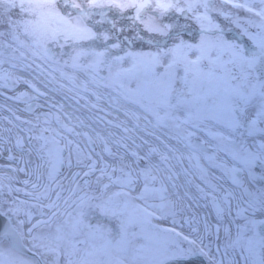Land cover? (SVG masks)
<instances>
[{"label":"snow or ice","instance_id":"1","mask_svg":"<svg viewBox=\"0 0 264 264\" xmlns=\"http://www.w3.org/2000/svg\"><path fill=\"white\" fill-rule=\"evenodd\" d=\"M240 11L248 17L242 19ZM0 25H6L0 31V48L11 49V59L26 60L24 49L34 60L55 65L53 71L64 79L75 82L74 73L84 72L93 84L111 88L136 105L145 120L151 116L153 127L169 129L168 139L187 149L182 152L157 136L167 153L152 147L141 156L133 150L132 160L126 161L124 154L113 152L108 141L98 137L103 153L115 161L110 164L101 153L94 159V148H81L66 137L63 145L56 137H38L43 141L37 150L43 163L33 169L37 179L31 184L33 191L7 186L8 195L22 193L35 202L16 196L11 202H0V242L7 245L0 249V264H39L26 253L51 255V264H60L62 257L64 264H264V219L257 218L264 216V186L257 183L264 182V140L255 139L264 137V0H0ZM9 37L11 42H6ZM245 37L250 47L244 43ZM97 42L103 51H97ZM53 47H70V53H60L69 58L61 63ZM31 67L24 65L25 69ZM66 67L73 74L64 72ZM36 68L41 74L45 71L41 64ZM105 68L108 74L101 77ZM0 81L6 88L28 84L37 93L29 99L45 95L30 81L8 72L0 74ZM84 91H88L87 84ZM21 95L27 97L28 93ZM92 95L101 98L96 92ZM28 110L32 111L31 104ZM124 114L137 122L135 128L124 127L125 133L140 128L138 112L125 110ZM63 127L69 133L74 131ZM141 130L155 135L148 132L147 125ZM127 140L136 143L132 136L122 137L115 141L117 148L127 150ZM88 143H94L91 137ZM17 144L21 145L19 139ZM153 154L167 166L168 180L175 175L169 161L183 164L187 160L184 173L204 185L195 187L200 198L210 201L215 223L207 216L202 221L198 217L188 221L203 224L202 232L192 229L195 239L177 230L176 204L168 199L164 183L155 186L154 173L165 169L152 161ZM221 154L230 158L231 166ZM142 161L144 167H140ZM45 165L47 172L41 173ZM214 169L222 175L217 176ZM45 175L47 182L40 183ZM224 179L234 189L224 188L220 183ZM22 183L28 185L29 181ZM4 187L0 183V195ZM111 188L116 190L109 191ZM45 200L49 202L42 203ZM61 200L73 211L62 212ZM4 204L9 207L4 209ZM45 208L51 213L49 218L32 223V209L43 217ZM93 210L116 221L115 233L89 221ZM21 213L27 221L18 219ZM59 215L67 219L54 235L33 234ZM168 219L171 227L157 223ZM26 222L31 225L27 233ZM81 235L86 239L77 240ZM26 239L31 246L25 244Z\"/></svg>","mask_w":264,"mask_h":264},{"label":"bare ground","instance_id":"2","mask_svg":"<svg viewBox=\"0 0 264 264\" xmlns=\"http://www.w3.org/2000/svg\"><path fill=\"white\" fill-rule=\"evenodd\" d=\"M5 30L6 28H0V31ZM6 42H11V38H7ZM109 43H111V41ZM13 46L16 47L15 44ZM96 47L101 50L103 49L100 42H97ZM61 50L65 52L64 49L53 48L56 58H59L61 63H63L65 55L61 56L56 53V51L58 52ZM4 51L7 52L0 56V61H3L0 63V74L8 72L11 73L13 77H20L22 81L28 80L31 84L35 85L40 92L45 93V95L39 96L37 99H29V97H35L37 93L34 92L28 84L23 82L16 84L11 88L0 86V183L5 185L2 189V200L11 202L12 197L16 196L18 199L28 200L30 203L35 202L30 197L24 196L22 193L13 192L12 195H8L7 186L33 191L31 184L37 182L33 169L37 164L43 163V161L39 159L37 152L43 143L42 140L38 139V137L41 136L49 138L56 137L57 139H60L62 145L65 143L64 138L66 137L67 139L74 141V144H79L81 148H94L95 152H93V158L97 159L98 157L96 156V153H101L104 155L105 160L110 164L115 163V161L103 153V144L99 141L98 137H104V139L108 141L109 147H111L113 152L124 154L126 161L132 160L130 152L133 150L138 152L141 156L146 155L152 147L158 148L161 152L167 153L168 149L164 147L161 140L168 145L179 148L182 152L187 153V149H184L176 140L168 139L167 134H169V129L153 127L155 122L152 121L154 119L151 116H148L147 120H145V114L136 105L123 100V98L119 97L117 92L111 88L93 84L89 76L84 72L82 73L87 78V82L77 76L76 72L80 71L74 73L76 79L75 82H72L61 77L59 71H53V68L56 67L55 65L49 67L48 64H44L38 59L34 60L31 54L24 49H21V51H25L27 59L23 61L19 59H11V49L0 48V52L4 53ZM67 51V53H70L71 48H67ZM113 52H115V50H113ZM120 54L123 55V52ZM15 55L19 57L20 53L16 52ZM50 63L51 62H49V64ZM13 64H16L17 66L13 67ZM25 64H31L32 67L25 69ZM37 64H41L45 69L43 74H41L40 70L36 68ZM63 71L73 74V69L70 67L63 68ZM49 73H51V75H49ZM99 75L102 77L101 73H99ZM53 77H55L54 80ZM9 83L11 84V81H9ZM2 84L3 81H0V85ZM85 84H87V92L84 91ZM61 85H63V87H61ZM92 92L98 93L101 98L97 100L96 96L92 95ZM22 93H28V96H22ZM29 104L32 105V111L28 110ZM37 105H40V107H37ZM93 105L96 106L93 107ZM125 110L136 111L141 115L139 129H135V131L129 133L124 132V127L132 129L135 128L137 123L131 117L124 114ZM17 117H19V119H17ZM57 117H59V120L56 119ZM26 120L31 121V123H23V121ZM149 120L152 121L151 124L148 123ZM64 125L74 129V131L72 133L67 132L63 127ZM145 125H147L148 132H153L155 135H148L147 132L142 131L141 129L144 128ZM46 129L47 131H45ZM75 133H80V135H76ZM127 136H132L136 143L133 144L131 140H127V150L124 148H117L115 141ZM157 136H159L161 140H157ZM30 137L31 139H29ZM88 137H91L94 142L91 146H89ZM18 139L21 141V145L17 144ZM143 141H147V143H144ZM9 155L14 157V159H7ZM40 155H43V153H40ZM168 155L171 156L172 154L168 153ZM223 158L227 160L229 166H231V161L226 157ZM151 159L154 163L160 164L161 168L165 169L163 172L154 173V175L157 176L155 186L159 187L160 183L163 182L167 187L168 199L176 204L178 212L177 216H180L183 219V227H180L179 231L184 235L189 236L191 239H195L197 234L194 233L192 229L199 228L202 232L203 224L201 222L199 224L192 223L190 225L188 221L192 220L194 217L202 218L207 216L211 222L215 223V212H212L211 209H209V212L207 209L203 210L205 206L201 203L202 198H200V194L195 187L196 184H201V182L195 178V176L191 174L186 175L184 173L183 169L189 167L187 160H184L183 164L178 163L174 159L169 161L172 165V172L175 173V175L172 180H168L167 177L171 173L167 171V166L160 162L159 156L153 154ZM140 167H144L143 161L141 162ZM21 168H23L24 171H19ZM12 169H17V171H13ZM40 171L41 173H46L47 165L41 168ZM215 174L217 176L222 175L219 170H216ZM116 175H119V173H116ZM8 177L11 179H7ZM24 180H28L29 184H23L22 181ZM189 181H192V183H189ZM46 182L45 175L44 180L40 183ZM104 182L106 183L107 180L105 179ZM220 183L223 184L224 188H230V186L224 183V180H221ZM64 184L67 187L68 181L65 180ZM173 184L176 185L175 188L173 187ZM142 185L143 180L141 179L137 185V189L139 190ZM203 186L204 185L201 184V187ZM93 188L96 189L97 186L93 184ZM42 190L43 189L41 188L40 191ZM114 190L116 189L111 188L109 191ZM64 196H67V192L64 193ZM52 199H55V193L52 194ZM48 202L49 201L47 200L42 201L44 204H47ZM154 202L159 203V201ZM60 203L62 212L73 211L72 207L66 208L63 205V200H61ZM4 206L7 209L9 204H4ZM44 211L45 215L41 217L39 215V210L32 209V223H36V221L40 219L47 220L51 213L46 208ZM92 213L98 214L96 215V219L103 216L99 210H93ZM211 215L214 216V218H212ZM90 216L88 218L89 221L91 220ZM65 218L67 217L59 215L52 220L50 225L41 226L34 230L33 234H37L40 230H48L54 235L57 226L62 225ZM18 219L27 221V217L24 216L23 213H21ZM103 219L104 221L109 220L106 217ZM157 223L163 227H169L171 225V222L167 220L157 221ZM30 226L31 225L27 222L25 223L24 230L26 233ZM234 232L235 229L233 228V234ZM80 237L81 236H78L76 239L84 240ZM208 242V240L205 241V243ZM6 246V244L0 242L1 249ZM78 246L80 248L85 247L84 244H79ZM213 253L215 254L214 249ZM46 256L49 258L53 257L51 255ZM236 259L241 261L239 256H237ZM60 264H64L63 257L61 258Z\"/></svg>","mask_w":264,"mask_h":264},{"label":"rangeland","instance_id":"3","mask_svg":"<svg viewBox=\"0 0 264 264\" xmlns=\"http://www.w3.org/2000/svg\"><path fill=\"white\" fill-rule=\"evenodd\" d=\"M6 28V25H0V28ZM121 38H123V37H121ZM137 50H140V46L139 45H136V46H134ZM53 48H56V47H53ZM97 48V47H96ZM65 50V52L67 53L68 51H67V48H65L64 49ZM144 50H148L146 47L144 48ZM63 50H61V51H56V53L58 54V55H60V53L62 52ZM97 51H103V49L101 50L100 48L98 49L97 48ZM6 52L7 51H4V53L3 54H6ZM64 52V51H63ZM64 52V53H65ZM69 57H68V55H65V57H64V59L63 60H67ZM58 60H60L59 58H57ZM90 59V58H89ZM125 67H127L128 66V64L126 63L125 65H124ZM100 73L102 74V77L103 76H107V69L105 68V69H102L101 71H100ZM76 74H77V76L79 77V78H81V79H83V80H85L86 82H87V78L85 77V75L82 73V72H76ZM66 170V169H65ZM213 171H215V169L213 170ZM224 183L225 184H227L226 182H225V180H224ZM3 198L0 196V202H2L3 200H2ZM201 203H203L204 204V206H205V208H203V210L205 209H207L208 210V212H209V209H211V211L213 212L214 210L212 209V207H211V204H210V201L209 200H205V199H201ZM3 208L4 209H6L5 208V206L3 205ZM96 215H98L97 213H91V216H90V222L92 223V224H96V223H100L101 225H104V226H106V227H108V228H111L112 230H113V232L114 231H116V221H105L104 223L102 222L104 219L103 218H105L104 216H102L100 219L101 220H98V219H96ZM212 216V215H211ZM263 216H260V215H258L257 216V218H262ZM203 218V217H202ZM201 218V219H202ZM212 218H214V216H212ZM67 218H65V220H66ZM64 220V221H65ZM177 220L179 221V224H182L183 225V219L179 216H177ZM164 221V220H163ZM167 221H169V222H171V220L170 219H168ZM37 234H40V235H52V232H50V231H48V230H43V231H39ZM81 239H86V237L85 236H83V235H81V237H80ZM26 243H29V241L26 239ZM29 246H31L30 245V243H29ZM1 249V248H0ZM214 254V253H213ZM238 256V255H237ZM44 257H46V260H48L49 262H51L53 259H54V257H52V259L51 260H49L48 258H47V256L46 255H44ZM191 262H189V263H187V264H190Z\"/></svg>","mask_w":264,"mask_h":264},{"label":"flooded vegetation","instance_id":"4","mask_svg":"<svg viewBox=\"0 0 264 264\" xmlns=\"http://www.w3.org/2000/svg\"><path fill=\"white\" fill-rule=\"evenodd\" d=\"M229 11H234V10H232V9H228ZM238 15L242 18V19H245V18H247L248 17V13H246L245 11H240L239 13H238ZM15 18V17H14ZM253 19H256L255 17H253ZM194 27H195V25H194ZM229 27H232L233 28V30L234 31H238V29H235V26L234 25H229ZM250 31H255V29H250ZM233 33H229V36H231ZM244 43L247 45V46H251V42L250 41H248V39H247V37H245L244 38ZM255 139H257V140H263L264 139V137H256ZM252 141L250 140V143H251ZM258 184H261V186H264V182H257ZM186 248V247H185Z\"/></svg>","mask_w":264,"mask_h":264}]
</instances>
